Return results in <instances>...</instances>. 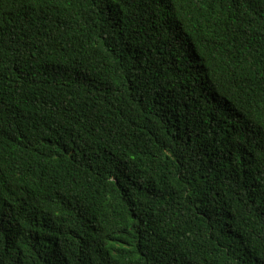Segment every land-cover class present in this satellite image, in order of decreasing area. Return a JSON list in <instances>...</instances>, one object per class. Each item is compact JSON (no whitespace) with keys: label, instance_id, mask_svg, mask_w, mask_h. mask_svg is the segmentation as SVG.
<instances>
[{"label":"trees","instance_id":"trees-1","mask_svg":"<svg viewBox=\"0 0 264 264\" xmlns=\"http://www.w3.org/2000/svg\"><path fill=\"white\" fill-rule=\"evenodd\" d=\"M0 264H264V0H0Z\"/></svg>","mask_w":264,"mask_h":264}]
</instances>
